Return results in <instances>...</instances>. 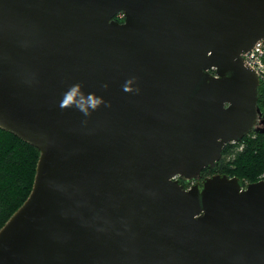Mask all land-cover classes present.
<instances>
[{"label": "water", "instance_id": "1", "mask_svg": "<svg viewBox=\"0 0 264 264\" xmlns=\"http://www.w3.org/2000/svg\"><path fill=\"white\" fill-rule=\"evenodd\" d=\"M263 39L264 0H0V129L40 154L0 264H264V180L197 182L264 133Z\"/></svg>", "mask_w": 264, "mask_h": 264}, {"label": "trees", "instance_id": "2", "mask_svg": "<svg viewBox=\"0 0 264 264\" xmlns=\"http://www.w3.org/2000/svg\"><path fill=\"white\" fill-rule=\"evenodd\" d=\"M258 107L264 116V80ZM241 145L243 149L235 151ZM230 155L233 157L227 160ZM39 156L34 147L0 129V230L29 198ZM203 173L238 177L250 183L260 181L259 177H264V133L253 132L242 142L226 145L216 169H205Z\"/></svg>", "mask_w": 264, "mask_h": 264}, {"label": "built area", "instance_id": "3", "mask_svg": "<svg viewBox=\"0 0 264 264\" xmlns=\"http://www.w3.org/2000/svg\"><path fill=\"white\" fill-rule=\"evenodd\" d=\"M245 63L253 68L260 80H264V39L256 43L251 51L244 55Z\"/></svg>", "mask_w": 264, "mask_h": 264}, {"label": "clouds", "instance_id": "4", "mask_svg": "<svg viewBox=\"0 0 264 264\" xmlns=\"http://www.w3.org/2000/svg\"><path fill=\"white\" fill-rule=\"evenodd\" d=\"M106 87V86H105ZM129 89L125 88V91H128ZM79 93V95L81 97H83V93L80 92V86L79 85H74L72 88L69 89V91L67 93H65V99L62 101L61 103V107H68L69 102L72 101L73 97ZM89 107L92 108L93 110H95L101 103H103V101L100 98H94L91 96V94L89 95ZM76 107L82 111L85 115H88V111L87 109L81 107L80 105H76Z\"/></svg>", "mask_w": 264, "mask_h": 264}, {"label": "flooded vegetation", "instance_id": "5", "mask_svg": "<svg viewBox=\"0 0 264 264\" xmlns=\"http://www.w3.org/2000/svg\"><path fill=\"white\" fill-rule=\"evenodd\" d=\"M118 20H119V22H123V21H124V18H123V16H122V14H120V16L118 15ZM120 20H122V21H120ZM256 121H257V120H256ZM262 126H263V125H260V126H259V130H262V129H263V128H261ZM252 133H253V132H252ZM208 176H211V175H207V174L203 173L202 178H201L200 180H198L197 182L201 183L202 180L205 179V178L208 177ZM182 180L184 181L183 178H182ZM184 183H185L186 187L188 188V187L191 186L192 184L196 183V181H186V182H184ZM246 184H247V183H246Z\"/></svg>", "mask_w": 264, "mask_h": 264}, {"label": "rangeland", "instance_id": "6", "mask_svg": "<svg viewBox=\"0 0 264 264\" xmlns=\"http://www.w3.org/2000/svg\"><path fill=\"white\" fill-rule=\"evenodd\" d=\"M259 123H260V121H259ZM261 128H263V126H262ZM242 149H243V145L239 146L238 148H235V151H237V150H238V151H241ZM232 157H233V156H231V155L228 156V157H227V160H230V158H232ZM259 179H260V180H264V177H263V176H260ZM243 181H244L245 184H246V183H250L249 180H243Z\"/></svg>", "mask_w": 264, "mask_h": 264}]
</instances>
